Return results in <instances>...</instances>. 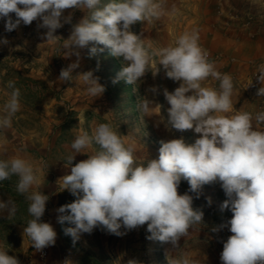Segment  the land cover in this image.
<instances>
[{
	"label": "clouds",
	"instance_id": "obj_1",
	"mask_svg": "<svg viewBox=\"0 0 264 264\" xmlns=\"http://www.w3.org/2000/svg\"><path fill=\"white\" fill-rule=\"evenodd\" d=\"M66 9H79L86 15L72 25L65 40L55 33L65 23H71V13L63 16ZM175 13V7L169 12L163 0H0L5 31L40 21L37 28L46 29L41 36L43 45L54 46L66 58L77 57L61 69L58 80L79 79L92 97L101 96L105 88L93 71L73 75L79 67L81 49H88L89 58L104 48L110 55L122 57L125 64L113 82L123 79L130 85L145 76L150 62L158 57L166 77L181 82L174 91L163 92L170 105L167 125L180 132L193 130L199 134L191 144L183 137L161 140L158 157L141 161L136 156V144H126L110 122L98 124L91 134L81 130L71 143L74 154L64 163L70 174L59 179V191L67 190L75 199L56 210L58 222L71 225L64 232L74 241L96 228L120 236L124 234L122 227L133 230L147 224L149 240L170 244L176 250L190 229L205 224L203 210L193 208L194 196L189 193L198 199L203 185L219 182L226 196L219 210L232 213L230 219L210 229L212 233L224 229L231 233L221 241V264H264V111L253 115L238 110L227 115L233 109V78L218 71L209 60V54L199 45L196 29L182 34L174 45L159 49H151L140 35L130 31L137 22ZM2 43L8 41L4 39ZM97 44L104 48L98 49ZM157 71L156 67L153 73ZM209 78L219 81L218 88L204 85ZM255 79L262 85L256 95L264 97V64L258 66ZM7 88L12 91L3 105L0 129L11 127L12 117L21 107L15 82L9 80ZM151 91L155 93L157 89L153 87ZM160 107L147 98L137 105L145 116L156 109L160 112ZM90 148L93 151L88 158L73 165L75 156ZM46 167V162L35 165L20 156L0 159V181L16 176V191L28 201L31 219L23 235L37 251L54 245L57 235L53 226L42 220L49 196L36 190L39 174ZM182 179L190 187L179 194ZM16 211L13 201L0 200V213L7 212L10 217ZM0 264L20 262L8 251L0 250ZM168 264L198 262L185 253L168 260Z\"/></svg>",
	"mask_w": 264,
	"mask_h": 264
},
{
	"label": "rangeland",
	"instance_id": "obj_2",
	"mask_svg": "<svg viewBox=\"0 0 264 264\" xmlns=\"http://www.w3.org/2000/svg\"><path fill=\"white\" fill-rule=\"evenodd\" d=\"M163 3L169 12L174 6L176 13L137 22L130 31L140 35L151 49H159L174 45L182 34L196 29L199 45L207 51L212 62L219 52L210 44H255L257 55L247 59L249 69H253L247 76L252 75L251 79L255 80L258 66L264 64V0H163ZM69 13L72 14L71 23H65L55 33L65 40L71 34L72 25L86 15L79 9H66L63 16ZM38 23L40 21L27 26L21 24L16 30L7 32L5 21L0 19V116L4 115L3 105L12 91L7 88L9 80L14 81L20 90L21 105L12 117L11 127L0 129V159L20 156L35 165L46 162L47 167L39 174L40 184L36 190L49 196L46 211L52 217L51 225L57 235L55 244L47 247V256L42 262L28 237L23 235L31 216L27 211L28 201L16 191L18 178L13 176L10 178L13 191L0 190V200H11L17 208L15 215L10 217L7 212L0 213V250L8 251L20 264H60L62 261L66 264H129V261L168 264V260L185 253L198 264H221V241L227 240L231 233L227 229L212 233L210 229L230 219L232 213L219 210L226 199L219 182L203 185L198 199L189 193L194 196L193 208L203 210L205 224L190 229L189 235L180 239L179 249L172 250L170 244L149 240L147 224L133 230L122 227L124 234L120 236L101 228L83 233L75 241L65 234L64 229L71 225L59 223L56 210L73 202L75 197L67 190L59 191L62 183L59 179L70 174L64 163L69 155L74 154L71 143L81 130L91 134L98 124L110 122L126 144H136V156L141 161L146 157H158L161 140L183 137L186 143L191 144L199 134L193 130L180 132L167 125L170 105L163 92L164 89L174 91L181 82L166 77L163 66L158 64V57L150 62L149 71L136 84L130 85L121 79L113 85L125 64L123 58L110 55L109 50L99 44L95 46L104 48V51L91 58L87 48L81 49L79 67L73 75L93 71L105 88L101 96L92 97L86 93L85 85L79 79L71 82L58 80L61 69L75 62L77 57L66 58L54 46L43 45L45 41L41 36L46 29H38ZM4 39L7 44L2 43ZM236 57L227 55V65L216 69L234 79L237 71L229 70V64ZM156 67L158 71L154 74ZM237 82L240 83L239 80ZM123 85H127L125 90ZM204 85L218 88L219 81L209 78ZM153 87L157 89L155 93L151 91ZM143 98L159 104L160 112L156 109L148 116L142 114L137 105ZM92 151L90 148L84 154H77L73 165L86 160ZM189 187L188 182L182 179L178 193L184 194ZM54 204L58 208L52 211L50 207Z\"/></svg>",
	"mask_w": 264,
	"mask_h": 264
},
{
	"label": "crops",
	"instance_id": "obj_3",
	"mask_svg": "<svg viewBox=\"0 0 264 264\" xmlns=\"http://www.w3.org/2000/svg\"><path fill=\"white\" fill-rule=\"evenodd\" d=\"M213 46L217 52L215 54L214 64L215 67H225L227 65V55H236V59L229 64L231 67L229 70H235L234 81V92L232 101L237 103L233 107L232 113L235 114L236 111H247L255 113L257 111H264V97H257L256 92L260 85L256 79L253 80L251 74L253 69H249L247 61L256 56L258 50L255 48V44H210ZM248 59V60H247ZM239 80L238 83L237 81ZM260 85V86H259ZM233 104V106H234ZM52 211H55L58 208V205L54 204L50 207Z\"/></svg>",
	"mask_w": 264,
	"mask_h": 264
},
{
	"label": "built area",
	"instance_id": "obj_4",
	"mask_svg": "<svg viewBox=\"0 0 264 264\" xmlns=\"http://www.w3.org/2000/svg\"><path fill=\"white\" fill-rule=\"evenodd\" d=\"M43 221H44V222H49L50 224H51V222H52V217H51L50 213L48 212V210L45 211V214H44V216H43ZM37 255L39 256V258H40L41 261L43 262L44 259H45L46 256H47V247L44 248V249L41 250V251H37ZM42 264H45V263H42ZM60 264H66V262H65V261H62Z\"/></svg>",
	"mask_w": 264,
	"mask_h": 264
},
{
	"label": "trees",
	"instance_id": "obj_5",
	"mask_svg": "<svg viewBox=\"0 0 264 264\" xmlns=\"http://www.w3.org/2000/svg\"><path fill=\"white\" fill-rule=\"evenodd\" d=\"M99 49V48H98ZM116 65H113V67H115ZM116 69V68H115ZM113 85L116 84V82H112ZM126 86L127 85H123V89L125 90L126 89ZM11 180L10 179H7V180H4V181H0V190H9V191H13V188H11V185H10V182ZM15 191V190H14Z\"/></svg>",
	"mask_w": 264,
	"mask_h": 264
}]
</instances>
